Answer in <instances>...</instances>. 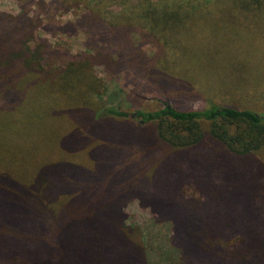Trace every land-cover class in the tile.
<instances>
[{
	"label": "trees",
	"instance_id": "trees-1",
	"mask_svg": "<svg viewBox=\"0 0 264 264\" xmlns=\"http://www.w3.org/2000/svg\"><path fill=\"white\" fill-rule=\"evenodd\" d=\"M9 1L0 131L19 144L0 149V264H157L133 203L168 225L163 264H264V116L214 103L205 78L230 48L264 54V0H63L109 31L62 68L32 1ZM98 67L155 82L159 109L103 104ZM192 81L204 106L180 110L172 88ZM210 82L217 96L224 80Z\"/></svg>",
	"mask_w": 264,
	"mask_h": 264
},
{
	"label": "rangeland",
	"instance_id": "rangeland-1",
	"mask_svg": "<svg viewBox=\"0 0 264 264\" xmlns=\"http://www.w3.org/2000/svg\"><path fill=\"white\" fill-rule=\"evenodd\" d=\"M33 17L39 15L42 21V27L38 31V37L46 40L54 50L58 51V57L53 61L58 68L66 67L73 58L85 52L93 53L98 45L96 44L95 35L109 31L106 24L91 23L86 17L84 5L78 8H70V3L63 0H31ZM138 1V0H134ZM155 1V0H153ZM39 2L45 3V10L41 11L38 6ZM1 9L10 12L14 5L9 0H0ZM115 12V10H112ZM73 25V30L62 32V28ZM71 27V26H69ZM206 39L207 35H204ZM147 54H154L153 48H146ZM243 49L230 48L224 55L225 66H218V77L224 80V85L218 95L211 93L214 88L210 80L215 78V72L209 70V77L206 89L208 95L213 97L214 103H224L227 106L246 107L247 109L264 116V83L261 84L259 95L252 94L257 91L260 84L259 81H264V54L256 59L253 55H246ZM96 75L101 79L106 91L101 99V102L109 107H120L125 111L131 112L135 110L156 111L159 109L161 93L158 91L155 82H151L147 77L135 79L134 74L127 73L115 74L109 76L103 67L96 68ZM252 73V74H251ZM256 75L259 81L252 83V78ZM203 77V76H202ZM203 77L202 80H205ZM196 80V79H195ZM179 78L178 83L187 85L188 81ZM190 83V88L187 87L184 91H179V86L172 88L174 95L179 98L171 101L178 105L180 110H197L204 106V94L199 89H193ZM250 91V92H249ZM180 94H179V93ZM215 92V91H214ZM240 94H247L241 96ZM203 97V98H202ZM222 101V102H220ZM4 130V129H3ZM5 132V131H4ZM1 145L13 143L19 144L16 137H11L9 133H2ZM21 134H19L20 136ZM196 192L188 188L186 195L195 199L198 197ZM129 223L140 227L144 233V243L147 252L149 253L152 262L163 264V253L168 251V237L171 234L167 224H158L153 221L149 211L141 210L136 203H133L127 208Z\"/></svg>",
	"mask_w": 264,
	"mask_h": 264
}]
</instances>
